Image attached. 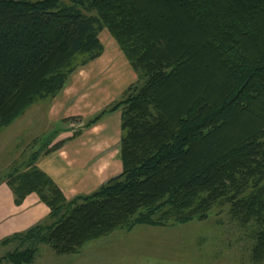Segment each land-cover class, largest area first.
Listing matches in <instances>:
<instances>
[{"label": "trees", "instance_id": "obj_1", "mask_svg": "<svg viewBox=\"0 0 264 264\" xmlns=\"http://www.w3.org/2000/svg\"><path fill=\"white\" fill-rule=\"evenodd\" d=\"M104 30L137 82L85 127L121 111L122 173L67 200L36 165L62 144L34 151L0 183L16 205L37 194L51 224L3 240L17 249L0 264L32 263L36 244L68 255L120 229L206 221L221 206L264 264V0H0V132L99 59Z\"/></svg>", "mask_w": 264, "mask_h": 264}, {"label": "rangeland", "instance_id": "obj_2", "mask_svg": "<svg viewBox=\"0 0 264 264\" xmlns=\"http://www.w3.org/2000/svg\"><path fill=\"white\" fill-rule=\"evenodd\" d=\"M100 40L104 45L103 55L71 79V84L81 86L87 96L79 105L80 114L75 110L71 113L74 106L70 107V113H67L70 116L63 119L70 121L64 124L62 119L52 114L51 101L43 100L29 107L12 124L1 130V181L9 174L27 171L28 168L22 164L45 143L50 145L49 148L62 144L54 152L72 144L71 158H68L72 165L83 159L80 154L84 149L102 151L106 147L108 152L112 149V153L117 150L120 154L123 135L121 111L105 115L91 128L87 129L85 124L106 108L123 100L128 88L137 82V75L106 30L100 34ZM50 154L41 158L50 157ZM91 156V162L100 158ZM56 168L62 175L63 162L58 161ZM77 175L83 176L78 172ZM54 183L62 191L61 186L56 181ZM39 224L50 225L49 215H44L34 226ZM5 238L0 235V258L17 249L15 244H3ZM253 246L250 229L232 220L229 206H221L215 207L209 218L202 222L192 221L164 227L140 225L131 230L120 229L87 243L75 254L59 255L46 244H36L34 259L29 264H255L252 260ZM25 249V246L20 248Z\"/></svg>", "mask_w": 264, "mask_h": 264}, {"label": "crops", "instance_id": "obj_3", "mask_svg": "<svg viewBox=\"0 0 264 264\" xmlns=\"http://www.w3.org/2000/svg\"><path fill=\"white\" fill-rule=\"evenodd\" d=\"M71 81L51 102L50 106L55 118L63 120L69 117L70 115H67V113H70L69 108L72 106L74 107L71 113H74L75 110L76 113L80 114L79 105H82L81 102L85 101V91L81 86L71 84ZM71 145L63 146L59 151L50 154V157L41 158L38 163V167L61 186L62 192L68 200L79 195L89 194L104 184V181H107L108 178L121 174L122 161L117 150L112 153V149H109L108 152L106 147L102 151L84 149V152L80 154L83 159L72 165L69 160L71 158ZM91 154L93 158L100 157L99 160L91 162ZM58 161L64 164L62 175L59 174V170L56 168ZM77 172L82 173L83 176L77 175ZM13 195L6 183H0V235L6 238L26 232L33 228L32 226L37 224L38 221L40 222L44 215L48 216L50 213L35 193L26 197L21 205L15 204ZM15 245L17 246V244Z\"/></svg>", "mask_w": 264, "mask_h": 264}]
</instances>
